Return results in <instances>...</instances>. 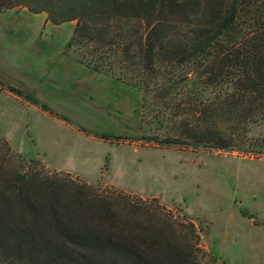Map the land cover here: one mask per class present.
<instances>
[{
	"label": "trees",
	"instance_id": "trees-1",
	"mask_svg": "<svg viewBox=\"0 0 264 264\" xmlns=\"http://www.w3.org/2000/svg\"><path fill=\"white\" fill-rule=\"evenodd\" d=\"M17 7L74 23L77 62L140 92L146 142L259 147L246 137L264 121V0H0V14ZM9 153L0 148V264H202L191 223L33 161L11 170Z\"/></svg>",
	"mask_w": 264,
	"mask_h": 264
},
{
	"label": "rangeland",
	"instance_id": "rangeland-1",
	"mask_svg": "<svg viewBox=\"0 0 264 264\" xmlns=\"http://www.w3.org/2000/svg\"><path fill=\"white\" fill-rule=\"evenodd\" d=\"M73 27L53 26L44 13L23 7L0 14L6 166L15 170L22 159L26 169L33 161L46 175H67L98 193L122 194L176 223H191L202 264H264V121L249 129L246 138L260 144L251 151L146 142L136 88L71 68L81 66L66 49ZM44 68L48 80L39 78Z\"/></svg>",
	"mask_w": 264,
	"mask_h": 264
},
{
	"label": "crops",
	"instance_id": "crops-1",
	"mask_svg": "<svg viewBox=\"0 0 264 264\" xmlns=\"http://www.w3.org/2000/svg\"><path fill=\"white\" fill-rule=\"evenodd\" d=\"M79 65H81V64H79ZM75 66H77V65H73L71 68H74V70H79L80 71V73L83 71V65H81V66H78V67H80V69H78V67H75ZM49 73L50 72H46V69L44 68V70H38V74L40 75L39 76V78L40 79H47V76L49 75ZM49 78V77H48ZM48 80V79H47ZM60 95V94H59ZM57 96V95H56Z\"/></svg>",
	"mask_w": 264,
	"mask_h": 264
}]
</instances>
